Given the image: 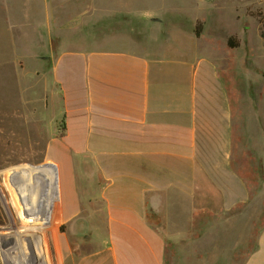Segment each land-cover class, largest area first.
I'll use <instances>...</instances> for the list:
<instances>
[{
	"label": "crops",
	"instance_id": "0c3cea01",
	"mask_svg": "<svg viewBox=\"0 0 264 264\" xmlns=\"http://www.w3.org/2000/svg\"><path fill=\"white\" fill-rule=\"evenodd\" d=\"M147 2L28 0L31 9L44 12L36 24L7 21L9 31L0 29L4 40L26 32L36 42L45 35L50 44L49 57H35L31 70L35 87L42 71L48 79L44 112L52 122L43 162L34 171L41 232L49 231L57 264H189L197 253L205 257L216 249L206 235L217 230L225 248L222 264H264V223L252 214L251 244L233 226L234 218L249 215L242 208L264 199V49L252 51L245 115L236 109L222 78L225 67L212 52L149 51L141 38L115 27V21H153L138 16ZM85 24L95 26L88 40L74 28ZM57 39L95 45L55 51ZM124 41L131 48L114 47ZM9 42L14 45V38ZM23 49L3 54L4 80L9 67L21 71ZM12 83L2 84L19 97L24 87ZM2 107L19 113L14 104ZM238 127L246 129L248 154L258 160L251 191L233 166L239 161ZM201 214L220 220L196 227ZM68 234H81V240L72 246ZM73 248L84 252L72 256ZM233 251L237 261L229 262Z\"/></svg>",
	"mask_w": 264,
	"mask_h": 264
},
{
	"label": "rangeland",
	"instance_id": "374dc122",
	"mask_svg": "<svg viewBox=\"0 0 264 264\" xmlns=\"http://www.w3.org/2000/svg\"><path fill=\"white\" fill-rule=\"evenodd\" d=\"M1 1L0 29H4V31H9L7 21H30L31 24H36L35 19L39 18L37 16L39 12L44 14L43 11L31 9L28 0ZM137 12L138 16L154 19L153 21H147L146 24L140 21H125V23L115 21V27H118L121 31L126 28L133 38L138 40L141 38L142 43L147 44L149 51L162 54L166 51L196 50L194 53L191 52L190 55H207L212 52L217 63L225 67L222 78L229 88V92L232 93L231 97L235 101L236 109L245 113V115L248 113L249 106L246 104L251 91L248 85L251 81L252 51L254 49H264V40L261 37L264 31L261 26V22H264V0H259L258 4L253 2L237 3L234 0H149L145 8ZM38 26L39 30H42V33L45 34L46 26H44V22L41 21ZM74 28H77L79 32L84 30L83 34L81 33L78 36L85 40L90 39L91 34L95 31V26L86 24L83 27L77 25ZM197 31L198 36H196ZM42 36V40L36 42L32 40L31 35H26V32L16 34L14 37L10 34L7 40H4L0 35V69L3 67V54L15 53L19 48L21 50L27 47L26 50L23 49L25 50L23 59L26 62L19 60L21 71L18 69L19 67L15 66L14 68L9 67L5 75L1 74L4 75L6 81H13L15 85H23L24 89L21 90L19 97L17 96L18 90H14L13 86H3L2 83L5 80L0 76V264H6L5 258L8 260L10 258L11 262H14V257L18 258L19 253L16 250L15 243L18 245V242H20V244L23 243L27 246L37 240H41L42 245L39 248L35 246L31 250V256L27 255L28 263L34 264V253L42 250L46 253L48 264H57V253L54 250L49 231L41 232V226L35 223L30 214L28 201L23 200L24 195L20 190V186L7 176L10 169L18 167L31 171L34 176V171L43 162V147L47 138L46 130L52 125L49 115L44 112V107L48 106L47 90L45 89L48 79L42 71L41 75L35 80L36 87L31 80L33 76L31 70L34 66L33 63L36 61L35 57L45 58L49 57L50 54V44L46 36ZM13 38L15 40L14 45L9 42ZM230 40L235 43V47L228 46ZM74 42L62 40L60 43L57 39L56 42L53 41L54 50L58 51L70 46L88 48L95 45L91 41L81 44ZM8 43L9 45L6 47ZM114 47L131 48L129 43L125 41L115 42ZM28 86H31L33 90L28 89ZM37 87L39 88L37 89ZM12 93L16 96L11 100ZM11 104L19 107V113L12 114L10 107H2V105L11 106ZM245 133L246 129H244V132L241 129L237 131L236 157L239 161L234 162L233 166L237 167L249 182L251 191L253 184L258 183L256 181L258 172L255 169L258 160L248 154L250 139L246 137ZM241 210H247L250 213L242 219L234 218L233 226L239 227L237 228L238 231H243V236L248 238L249 244H251L253 242V226L254 230L256 228V221L251 217L252 214L258 217V222L262 226L264 223V199L261 198L260 202H255L254 206L244 207ZM234 212H237V210L235 209ZM219 220L220 217L201 214L196 217L195 225L196 227L206 226ZM241 225L243 229H240ZM50 228L53 230L56 226L53 224ZM194 236H199V233L196 231ZM67 237L73 244L72 246L81 240V234H68ZM206 237L209 239H207V244L212 242L216 249L211 250L210 254L205 257L201 255L203 258L197 253L194 259L190 258L188 260L189 264L192 262L193 264H200L203 261L206 264H209V262L210 264L225 262L223 259L225 248L223 242L219 240L218 230L215 235L208 234ZM201 243L204 245L203 242ZM242 245V252L245 254L248 244L245 242ZM219 249H222V251ZM71 251L72 256L84 252L83 249L77 250L74 248ZM236 252L233 251V254L229 255V262L237 261L238 253L236 254ZM173 253H175V250H173ZM7 255H9V258ZM208 256H210V261Z\"/></svg>",
	"mask_w": 264,
	"mask_h": 264
},
{
	"label": "bare ground",
	"instance_id": "6f19581e",
	"mask_svg": "<svg viewBox=\"0 0 264 264\" xmlns=\"http://www.w3.org/2000/svg\"><path fill=\"white\" fill-rule=\"evenodd\" d=\"M7 176H9L13 182L16 181L18 186H20V190L23 192L24 195L23 200L28 201L31 216L34 218L35 223H40V212L37 206L36 184L32 172L24 168L18 167L15 169H10V172L7 174ZM13 182L11 183L13 184ZM15 245L16 250H18L19 253L18 258L14 257V262H11L9 255H7L10 261L5 258L6 264H10V262L11 264H29L27 255L31 256V250H33L35 246H38L39 248L42 245V241L37 240L31 245L27 246L23 243L20 244V242H18V245L17 243H15ZM34 264H48L46 253L42 250H38L36 253H34Z\"/></svg>",
	"mask_w": 264,
	"mask_h": 264
},
{
	"label": "trees",
	"instance_id": "16d2710c",
	"mask_svg": "<svg viewBox=\"0 0 264 264\" xmlns=\"http://www.w3.org/2000/svg\"><path fill=\"white\" fill-rule=\"evenodd\" d=\"M261 26H262L263 29H264V22H261ZM198 34H199V33H198V31H197V32H196V36H198ZM261 37H262L263 40H264V31H263ZM228 46H229V47H235L236 45H235V43H232V41L230 40V41H228ZM60 230L63 231V227H61Z\"/></svg>",
	"mask_w": 264,
	"mask_h": 264
}]
</instances>
